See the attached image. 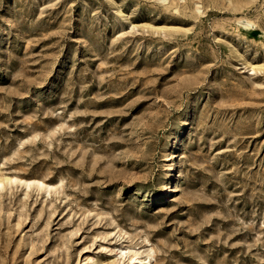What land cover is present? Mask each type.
<instances>
[{
    "label": "rangeland",
    "instance_id": "1",
    "mask_svg": "<svg viewBox=\"0 0 264 264\" xmlns=\"http://www.w3.org/2000/svg\"><path fill=\"white\" fill-rule=\"evenodd\" d=\"M126 249L264 264V0H0V264Z\"/></svg>",
    "mask_w": 264,
    "mask_h": 264
},
{
    "label": "bare ground",
    "instance_id": "2",
    "mask_svg": "<svg viewBox=\"0 0 264 264\" xmlns=\"http://www.w3.org/2000/svg\"><path fill=\"white\" fill-rule=\"evenodd\" d=\"M246 25L253 26V24L250 22H246ZM174 156H175V153L172 154V157H174ZM175 191L176 190L172 191L171 189H169L166 194H171L172 192H175ZM119 256L121 258V262H123V260L126 259L125 260L126 264H149L148 259H150V257H151L150 255H147V257H146L147 261L146 260L145 261L140 260L138 257V252L135 250H132V249H128V250L126 249L125 251L124 250L119 251Z\"/></svg>",
    "mask_w": 264,
    "mask_h": 264
}]
</instances>
